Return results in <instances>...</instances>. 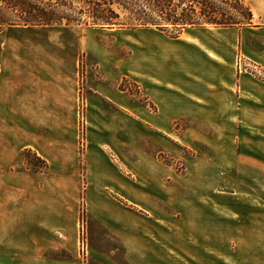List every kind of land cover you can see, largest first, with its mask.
<instances>
[{
  "label": "crops",
  "instance_id": "1",
  "mask_svg": "<svg viewBox=\"0 0 264 264\" xmlns=\"http://www.w3.org/2000/svg\"><path fill=\"white\" fill-rule=\"evenodd\" d=\"M234 29L189 28L178 39L157 38L151 65L143 54L139 75L156 111L142 107L141 119L145 132L159 134L162 150L174 157L180 154L175 129L181 120L208 126L225 136L212 143L197 138L212 147L215 162L191 164L210 172L216 165L233 166L242 176L251 167V179H259L264 178V82L239 71L237 54L250 36ZM15 50L0 47V264H83L82 253L86 264H264V229L257 226L264 225V209L248 207L251 219L242 234L229 226L227 214L213 213V194H225L223 178H179L173 171L176 178L134 180L114 168L108 173L99 159L105 151L100 140L109 134L114 141L131 138L133 115L132 97L109 77L88 80L83 245L81 156L75 141L69 144L77 135H69L66 125L67 91L57 83L37 87L25 79L13 68ZM245 55L253 63L264 60L263 53ZM231 134L237 142L228 140ZM250 135L261 141L247 144L239 137ZM26 153L37 154L48 168H23ZM231 195H241L238 203L245 204L247 193L237 188ZM196 199L203 206H196ZM153 202L157 205L149 207Z\"/></svg>",
  "mask_w": 264,
  "mask_h": 264
},
{
  "label": "rangeland",
  "instance_id": "2",
  "mask_svg": "<svg viewBox=\"0 0 264 264\" xmlns=\"http://www.w3.org/2000/svg\"><path fill=\"white\" fill-rule=\"evenodd\" d=\"M247 4L254 13L255 27L232 30L238 36L241 34H249L250 36L248 42L241 46L242 49L237 54V57L242 56L243 58H247L245 54H255L257 57L258 54H264V0H247ZM161 36L169 38L155 29L132 31L126 29H83L79 27L9 28L0 35V47L8 45L14 50L17 49L18 61L17 64H13V68L19 69L25 79L28 77V80L37 87L50 82L51 84L57 83L63 87L62 89H66L69 102V115L66 119V125L69 135L72 133L77 135V139L69 137V144L75 141L77 148H79L81 156L79 180L81 195L83 196L84 193V203L88 184L86 154L89 132L91 131L87 111V98L90 96L88 80L91 84L92 80L96 82L105 81L109 77L115 82L113 85L116 89L127 92L132 97L133 115L131 138L125 136L126 142L123 138L121 141L118 139L114 141L110 134L100 140L101 143L103 142L105 151L99 159L106 162L108 173L110 174L111 168H114L123 173L125 177L134 180L139 178H166L168 174L174 175L176 178V173L179 178H223L220 190L224 191L225 194H213L211 201L213 213L227 214L229 226L239 227V232L242 234L243 226L251 219L248 214V207L264 209V178L251 179V167L246 168V176H242L233 166L219 167L216 165L213 169L211 168L210 172L208 171L210 168L207 170L191 164L197 159L215 162V153L212 147L208 143L197 141L198 137H204L212 143L220 137L224 139L225 136L216 135L211 128L199 122L181 120L175 129L181 139L180 154L178 157H174L162 150L158 142L161 137L159 134L154 131L148 132V134L145 132V123L141 119L143 114L141 109L145 106L150 112H155L156 109L144 93L139 81L140 66L143 64L141 58L147 54L149 58L146 64L151 65L150 55L154 53V49L158 46L157 38ZM247 61L252 66L248 67V72L264 82V69L262 67L264 60H258L257 63ZM83 74L85 78H83ZM89 75L90 79L88 78ZM92 77L94 79H91ZM83 102L85 111L83 110ZM73 106L75 109L70 112ZM189 129L201 135H193L188 132ZM84 134L85 144L82 143ZM227 137L230 142H237V135L231 134ZM239 137L242 142L247 144H257L261 141L258 135ZM96 141V136H91L90 142L93 146L96 145ZM161 154L169 155L170 159L174 160L171 169L167 167L166 161L160 158ZM23 159V168L27 167L36 171L46 170L45 164L31 153H26ZM89 160H94L90 163L91 169L94 171L97 167V163H95L97 157L92 154ZM153 174L156 176H152ZM237 188H239L240 193H247L244 205L238 203L239 200H242L241 195H231V192ZM195 204L196 206L202 205V201L196 199ZM154 205L157 204L149 203V207L154 208ZM254 217L257 218L258 215ZM84 220L85 223L82 220L81 207V240L83 245H85L87 238L85 235L87 213ZM257 226L260 230L264 229L263 224H257ZM248 233L249 231L246 232V234ZM251 233L252 239H255L253 238V231ZM57 257L65 258L66 256L59 255ZM82 258L84 259L83 264H86L85 253H82Z\"/></svg>",
  "mask_w": 264,
  "mask_h": 264
},
{
  "label": "trees",
  "instance_id": "3",
  "mask_svg": "<svg viewBox=\"0 0 264 264\" xmlns=\"http://www.w3.org/2000/svg\"><path fill=\"white\" fill-rule=\"evenodd\" d=\"M254 20L247 0H0V34L9 28L155 29L178 39L189 28H253ZM82 199L85 223L84 193Z\"/></svg>",
  "mask_w": 264,
  "mask_h": 264
},
{
  "label": "built area",
  "instance_id": "4",
  "mask_svg": "<svg viewBox=\"0 0 264 264\" xmlns=\"http://www.w3.org/2000/svg\"><path fill=\"white\" fill-rule=\"evenodd\" d=\"M237 64L240 72H248V67L251 66V64H248V61L243 57L238 58ZM254 68L257 69V67Z\"/></svg>",
  "mask_w": 264,
  "mask_h": 264
}]
</instances>
